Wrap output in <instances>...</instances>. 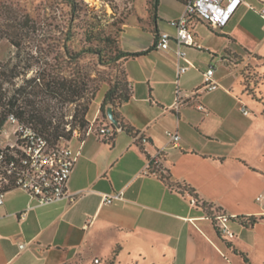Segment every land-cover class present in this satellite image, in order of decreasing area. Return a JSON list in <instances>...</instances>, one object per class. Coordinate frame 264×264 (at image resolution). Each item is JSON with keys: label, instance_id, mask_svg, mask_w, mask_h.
Instances as JSON below:
<instances>
[{"label": "crops", "instance_id": "0c3cea01", "mask_svg": "<svg viewBox=\"0 0 264 264\" xmlns=\"http://www.w3.org/2000/svg\"><path fill=\"white\" fill-rule=\"evenodd\" d=\"M183 10L180 0H159L157 19L150 11L133 16L120 37L123 51H148L125 62L132 95L117 107L147 143L140 147L122 130L111 142L75 135L67 143L80 153L68 182L70 193H81L75 202L41 206L19 188L8 190L0 206V264H236L242 254L264 264V0H243L221 29L192 20L200 48L183 51L196 68L177 85V67L185 64L177 44L160 50L156 37L174 36L169 22ZM210 67L219 87L172 109L177 88L190 97ZM104 89L95 116H87L101 126L109 122L99 112ZM168 132L180 136L176 145ZM158 152L168 182L155 169L146 172ZM120 192L122 200L103 204L104 194ZM196 200L228 216L234 238L220 239Z\"/></svg>", "mask_w": 264, "mask_h": 264}, {"label": "trees", "instance_id": "16d2710c", "mask_svg": "<svg viewBox=\"0 0 264 264\" xmlns=\"http://www.w3.org/2000/svg\"><path fill=\"white\" fill-rule=\"evenodd\" d=\"M158 3L159 0H152L151 13L154 19H157ZM67 4L70 7V18L62 42L43 39L39 22L29 14L9 5L0 6V43L7 40L15 50L13 59L4 65L0 64V128L10 115H14L20 122L33 127L52 145H65L74 138L75 131L86 132L90 126L87 116L101 86H92L91 74L81 64L84 54H95L100 58L110 55L107 51L109 36L102 38L94 29L86 32V50L76 52L70 48L69 43L75 38L73 26L79 16L80 3L79 0H67ZM147 52L130 53L122 48L116 49L113 62L122 63V79L116 78L108 83L99 109L100 114L106 118L107 110L112 108L118 121L117 127L134 138L138 136L137 133L121 120L117 107L128 102L132 95V86L124 70L125 62ZM70 67L71 70H68ZM29 72H33L32 77H28ZM102 82L107 83L104 80ZM70 106H75V109L70 116L71 120H68L72 112L68 109ZM114 136L108 141L111 142ZM151 169H155L154 173L166 182L169 181V177L158 166ZM181 189L193 192L187 187ZM195 205L209 211L207 216L212 219L218 237L224 239L215 221V215L222 214L221 211L211 210L210 205L199 204L197 200ZM242 257L245 264H250L243 254Z\"/></svg>", "mask_w": 264, "mask_h": 264}, {"label": "built area", "instance_id": "2783aa9c", "mask_svg": "<svg viewBox=\"0 0 264 264\" xmlns=\"http://www.w3.org/2000/svg\"><path fill=\"white\" fill-rule=\"evenodd\" d=\"M184 10L182 15L169 22L174 29L175 35L168 32H160L156 37V47L160 50H169L170 44L174 41L177 44V56L185 64L177 67V85L181 75L187 73L196 66L186 58L183 48H200L195 40L194 33L190 29V22L197 19L208 24L213 29L224 28L235 12L243 4V0H180ZM250 10L256 11L248 5ZM264 18V10L260 12ZM214 68L210 67L203 74V85L192 92L190 97L184 98L179 88L176 90V103L172 109L178 110L186 103L185 99L195 100L203 92H212L219 87L214 79ZM197 109L204 111L199 104ZM244 115L249 114L247 108H243ZM108 118V117H107ZM109 120V118H108ZM118 127L109 120L107 125L101 126L99 118H95L88 128L86 135L96 134L100 138H112ZM77 135V131H75ZM170 141L176 145L180 136L168 132ZM140 145H145L147 139L143 136H136ZM65 145H52L44 136L33 127L19 121L14 115H10L5 124L0 128V206L4 203V196L8 190L19 188L34 197L38 205L44 206L50 203L67 199L75 202L81 195L72 194L68 190V182L73 166L79 156ZM161 160V152L148 160L146 172L153 166H158ZM122 192L104 194L102 202L110 205L117 200H122ZM216 225L224 238H234V233L229 227L230 218L225 214L215 216ZM25 244L19 246L20 250ZM98 262V260H96Z\"/></svg>", "mask_w": 264, "mask_h": 264}, {"label": "rangeland", "instance_id": "374dc122", "mask_svg": "<svg viewBox=\"0 0 264 264\" xmlns=\"http://www.w3.org/2000/svg\"><path fill=\"white\" fill-rule=\"evenodd\" d=\"M79 3V16L73 26L75 38L69 43L70 48L76 52L86 50L88 44L85 39L88 30L90 32L94 29L98 36L102 38L109 36L110 38L107 44L110 59L109 56L100 58L98 55L86 53L81 60V64L91 74L92 86L97 84L101 86V90L90 107L89 117L93 118L98 109L99 98L104 93V87L107 88L108 83L113 82L116 78L122 79V63L113 62L116 49L121 48V31L124 30L133 16L145 14L147 11L152 12V0H79ZM1 5H9L36 19L41 27L40 36H44L43 39L51 38L61 42L64 39L70 18V7L67 0H0ZM148 38L151 40L150 36ZM144 42H146V39ZM95 44L96 42L93 43V45ZM14 51L11 44L7 40H3L0 43V64L4 65L10 59H13ZM68 70H71V67ZM32 76L33 72H29L28 77ZM103 80L107 83L102 82ZM6 88L11 89V87ZM68 109L72 112L69 113L67 119L71 120L70 116L73 114L75 106H70ZM86 132H77V135L84 137ZM262 262L263 258L258 257L257 259L254 258L252 263L263 264ZM236 264H245V262L239 259Z\"/></svg>", "mask_w": 264, "mask_h": 264}, {"label": "water", "instance_id": "95a60500", "mask_svg": "<svg viewBox=\"0 0 264 264\" xmlns=\"http://www.w3.org/2000/svg\"><path fill=\"white\" fill-rule=\"evenodd\" d=\"M107 117L109 118V120L111 121V123L114 125V126H118V121L115 119L114 117V111L112 108H109L107 110Z\"/></svg>", "mask_w": 264, "mask_h": 264}]
</instances>
